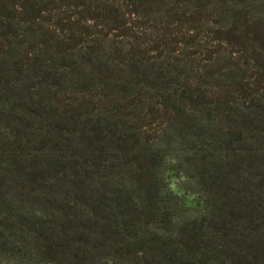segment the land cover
Returning a JSON list of instances; mask_svg holds the SVG:
<instances>
[{"label":"trees","instance_id":"1","mask_svg":"<svg viewBox=\"0 0 264 264\" xmlns=\"http://www.w3.org/2000/svg\"><path fill=\"white\" fill-rule=\"evenodd\" d=\"M0 264H264V0H0Z\"/></svg>","mask_w":264,"mask_h":264},{"label":"rangeland","instance_id":"2","mask_svg":"<svg viewBox=\"0 0 264 264\" xmlns=\"http://www.w3.org/2000/svg\"><path fill=\"white\" fill-rule=\"evenodd\" d=\"M173 182L176 183V185L173 186V189H174L176 192H178V193H183V191L180 190L179 187L177 186L178 184H180L179 181L173 179ZM187 198H188V203H189L190 205H192V204H193V201H194V199H195L194 196H188Z\"/></svg>","mask_w":264,"mask_h":264}]
</instances>
